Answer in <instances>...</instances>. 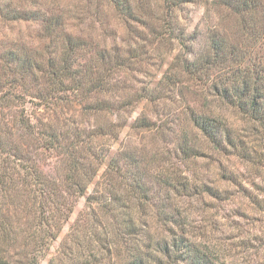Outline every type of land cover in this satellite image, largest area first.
Masks as SVG:
<instances>
[{"label": "trees", "instance_id": "trees-1", "mask_svg": "<svg viewBox=\"0 0 264 264\" xmlns=\"http://www.w3.org/2000/svg\"><path fill=\"white\" fill-rule=\"evenodd\" d=\"M188 1L0 0V264H221L159 198L180 190L184 201H222L227 191L177 177L151 185L156 157L145 140L198 157L186 123L220 157L264 169V154L212 111L167 108L202 90L248 121L264 153V0H211L236 23L232 38L214 32L201 52L174 21ZM167 37L187 56L159 80L133 81L130 73L164 67ZM83 198L87 209L48 258ZM248 199L264 212V198ZM263 240L254 233L243 248Z\"/></svg>", "mask_w": 264, "mask_h": 264}, {"label": "rangeland", "instance_id": "rangeland-1", "mask_svg": "<svg viewBox=\"0 0 264 264\" xmlns=\"http://www.w3.org/2000/svg\"><path fill=\"white\" fill-rule=\"evenodd\" d=\"M174 16V21L185 30L186 35L196 34L198 36L196 52L204 50L207 41L214 32L233 37L235 18L225 10L213 6L211 0H189L183 7L174 12ZM127 32L124 26L119 25L117 27L119 38L128 37ZM167 38L169 46H166L164 51L167 56L164 67L161 70L145 68L142 71L130 73L133 81L141 83L150 82L153 79L159 80L169 64L176 59V56L179 58L187 56L184 47L170 37ZM147 52L148 55L151 54V50L148 48ZM198 94L197 96H187L185 101H177L175 105H168L167 108H177L184 111L190 104L191 107L194 106L201 113L208 114L212 111L217 118L238 132L239 139L245 140L248 146L257 148L259 153L261 152V156L264 154L259 147L262 141H257L254 138L250 130L251 125L244 117L237 114L232 108L215 101L212 95L202 90ZM142 110L143 107L140 106L137 112L133 113L132 118L135 119ZM168 120H173V118ZM182 125L187 131V139L185 140L190 145L201 147L200 156L189 160L178 159L172 155L173 145L162 140H155L153 136L147 137L145 142L148 146V155L151 158L156 157L151 161L149 167L153 176L150 179L151 185L160 187L164 185L162 180L177 177L182 184H189L192 187L197 183L227 191L226 199L216 201L204 193L203 197L194 195L184 201L179 190L174 194L169 193L168 197L162 196L163 199L159 198V202L169 198L170 205L174 208L177 207L178 213L185 217L194 240L210 250L221 264H263L264 240L256 242L254 245L251 244L252 247L249 249L243 248L249 236L264 232V212L256 211L248 199L249 195L264 198L263 167H252L233 155L220 157L212 146L201 138L199 133L191 130L186 123ZM126 135L129 137V134L125 132L121 140H127ZM222 170L226 174H234L235 183L227 181L226 178L223 179ZM93 189L92 186L88 190V195L93 193ZM85 209H87V200L83 198L79 200L69 224L53 244L48 258L57 255L60 243ZM256 249H258L259 254L254 256Z\"/></svg>", "mask_w": 264, "mask_h": 264}]
</instances>
